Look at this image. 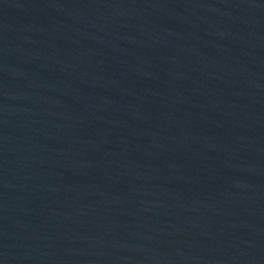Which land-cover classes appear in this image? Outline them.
<instances>
[{"label":"water","instance_id":"1","mask_svg":"<svg viewBox=\"0 0 264 264\" xmlns=\"http://www.w3.org/2000/svg\"><path fill=\"white\" fill-rule=\"evenodd\" d=\"M0 264H264V0H0Z\"/></svg>","mask_w":264,"mask_h":264}]
</instances>
